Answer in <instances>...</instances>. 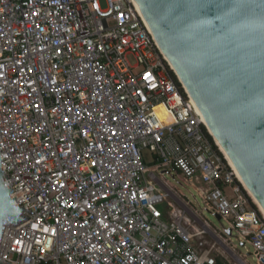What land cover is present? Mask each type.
<instances>
[{"label": "built area", "instance_id": "obj_1", "mask_svg": "<svg viewBox=\"0 0 264 264\" xmlns=\"http://www.w3.org/2000/svg\"><path fill=\"white\" fill-rule=\"evenodd\" d=\"M196 106L135 0H0V154L26 216L0 261L246 264L235 238L264 264V216ZM170 176L226 220L227 241ZM187 213L236 262L195 244Z\"/></svg>", "mask_w": 264, "mask_h": 264}, {"label": "water", "instance_id": "obj_2", "mask_svg": "<svg viewBox=\"0 0 264 264\" xmlns=\"http://www.w3.org/2000/svg\"><path fill=\"white\" fill-rule=\"evenodd\" d=\"M135 2L264 212V0ZM12 193L0 154V244L8 227L26 220Z\"/></svg>", "mask_w": 264, "mask_h": 264}, {"label": "rangeland", "instance_id": "obj_3", "mask_svg": "<svg viewBox=\"0 0 264 264\" xmlns=\"http://www.w3.org/2000/svg\"><path fill=\"white\" fill-rule=\"evenodd\" d=\"M144 155H145L147 162L152 161L153 156H152V153L150 151H145ZM151 173H153V172H151ZM170 181L172 182L173 185L174 184L179 185L183 194L186 195L185 197L188 198V201L192 202V205H189V206L193 210L195 215L199 216L202 221L209 223L211 226V229L214 230L216 233L219 232L220 233L219 235L221 236V238L223 240L227 241V236L225 234H222L223 226H225V227L228 226L226 220H219L211 212V210L206 209V204L203 202L201 194H196L197 190H195L194 185L191 184L190 182H188L187 180H186L187 184H184V182L178 176L176 179H173V177H171ZM241 188L243 189V191L247 195V197L250 198L247 191L244 189L242 184H241ZM178 193H179V195H181L180 192H178ZM184 195H182V196H184ZM185 197H182V198L185 199L184 201L188 205V203H187L188 201ZM250 200L252 202L251 198H250ZM253 205H254V203H253ZM160 207L164 211V213L167 216H169V214L166 213L168 210L167 203L161 204ZM254 207L256 208V205H254ZM193 218L194 217L191 214L187 213L185 215V219L188 221L184 220V223L186 224L187 227H189L191 232L194 234V243L199 245V244H201V242L202 243L205 242L204 246H202V248L204 250H209L210 248H214L213 250L215 251V254H219L221 256L220 258L222 260H224L226 262L231 261L232 263L236 262V260L230 255V253H228L226 250H224V248L221 245H218V246L215 245L216 243L214 242L215 238L213 237V235L208 234V236L206 235L203 237V235H202L203 233L200 234L197 232V228L201 229V227L198 226L197 224H195ZM230 245H232L231 250L235 251V253H237L238 256L240 255L244 259L246 264H260L258 262L257 258L253 254L248 255L249 252L253 253V247L251 244L247 243L245 246H241L240 243H238V241L235 238H233Z\"/></svg>", "mask_w": 264, "mask_h": 264}, {"label": "bare ground", "instance_id": "obj_4", "mask_svg": "<svg viewBox=\"0 0 264 264\" xmlns=\"http://www.w3.org/2000/svg\"><path fill=\"white\" fill-rule=\"evenodd\" d=\"M138 5V4H137ZM138 8H139V6H138ZM140 9V8H139ZM193 103L195 104V105H197L195 102H194V100H193ZM196 107H198V106H196ZM160 109H161V111H162V114L164 115L165 114V112H164V110H163V108L162 107H160ZM199 109V108H198ZM200 111V110H199ZM204 118V117H203ZM204 121L206 122V120H205V118H204ZM206 124H207V122H206ZM208 125V124H207ZM208 127H209V125H208ZM210 128V127H209ZM217 141V140H216ZM217 143H218V141H217ZM218 145L220 146V144L218 143ZM220 149L223 151V149L221 148V146H220ZM223 153L225 154V152L223 151ZM225 156H226V158L229 160V158L227 157V155L225 154ZM229 162H230V164L232 165V167L234 168V166H233V164L231 163V161L229 160ZM234 171H235V173H236V176L238 177V180L241 182V184L243 185V187H244V189L247 191V193L252 197V200H254L253 202L254 203H256V205H257V208H258V210L263 214V216H264V212L262 211V209L260 208V206H259V204L257 203V201L255 200V198L253 197V195L251 194V192L249 191V189L247 188V186L245 185V183H244V181L242 180V178L240 177V175L238 174V172L236 171V169L234 168ZM231 252H232V254L234 255V256H237V258H241V257H239L238 255H237V253H235V251H233V250H230Z\"/></svg>", "mask_w": 264, "mask_h": 264}, {"label": "crops", "instance_id": "obj_5", "mask_svg": "<svg viewBox=\"0 0 264 264\" xmlns=\"http://www.w3.org/2000/svg\"><path fill=\"white\" fill-rule=\"evenodd\" d=\"M219 264H225V263L219 260Z\"/></svg>", "mask_w": 264, "mask_h": 264}]
</instances>
